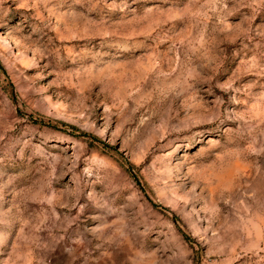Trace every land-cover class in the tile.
<instances>
[{
    "label": "rangeland",
    "instance_id": "374dc122",
    "mask_svg": "<svg viewBox=\"0 0 264 264\" xmlns=\"http://www.w3.org/2000/svg\"><path fill=\"white\" fill-rule=\"evenodd\" d=\"M0 264H264V0H0Z\"/></svg>",
    "mask_w": 264,
    "mask_h": 264
}]
</instances>
